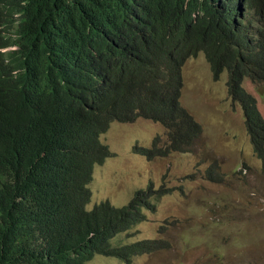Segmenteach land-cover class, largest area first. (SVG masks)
Here are the masks:
<instances>
[{
  "label": "trees",
  "instance_id": "obj_1",
  "mask_svg": "<svg viewBox=\"0 0 264 264\" xmlns=\"http://www.w3.org/2000/svg\"><path fill=\"white\" fill-rule=\"evenodd\" d=\"M199 52L214 78L226 72L264 173V117L243 87L264 83V0H0V264H130L164 247L111 242L153 208L151 182L88 209L89 183L112 122L163 125L164 142L135 147L149 160L193 148L201 127L180 95Z\"/></svg>",
  "mask_w": 264,
  "mask_h": 264
},
{
  "label": "rangeland",
  "instance_id": "obj_2",
  "mask_svg": "<svg viewBox=\"0 0 264 264\" xmlns=\"http://www.w3.org/2000/svg\"><path fill=\"white\" fill-rule=\"evenodd\" d=\"M182 80L180 102L201 127L193 148L149 160L135 147L151 146L156 136L164 142L163 125L142 117L112 122L100 136L112 155L93 168L87 208L101 201L122 206L151 182L161 192L153 208L111 242L155 239L164 247L130 264H264V173L240 106L230 99L227 74L214 78L200 52L185 60ZM243 87L264 117V83L244 79ZM210 171L221 180L207 178ZM87 264L128 263L96 254Z\"/></svg>",
  "mask_w": 264,
  "mask_h": 264
},
{
  "label": "clouds",
  "instance_id": "obj_3",
  "mask_svg": "<svg viewBox=\"0 0 264 264\" xmlns=\"http://www.w3.org/2000/svg\"><path fill=\"white\" fill-rule=\"evenodd\" d=\"M11 48H13V47H11ZM3 50H5V49H3ZM200 53V52H199Z\"/></svg>",
  "mask_w": 264,
  "mask_h": 264
}]
</instances>
